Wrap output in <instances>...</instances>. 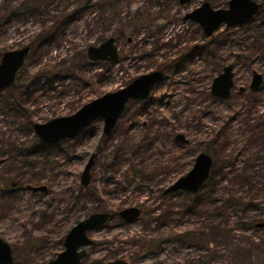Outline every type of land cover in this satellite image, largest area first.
<instances>
[{"label":"rangeland","instance_id":"obj_1","mask_svg":"<svg viewBox=\"0 0 264 264\" xmlns=\"http://www.w3.org/2000/svg\"><path fill=\"white\" fill-rule=\"evenodd\" d=\"M21 1L0 0V12L4 3L17 7ZM201 1L181 5L178 0H128L118 7V17L104 23L98 9H92L76 16L65 30L53 35V40L47 41V37L38 49L29 51L22 66L25 80L16 79L8 91L0 94V168L6 162L18 167V150L34 148L40 142L32 123L72 114L83 104L125 86L138 75L158 69L168 60L173 63L164 70L166 80L152 89L147 101L154 100L148 110L140 111L137 104L129 102V108H125L106 139L102 119L93 120L76 137L61 141L65 154L52 151L55 159L44 166L45 175L40 183L47 186L45 192H31L23 187L15 202L7 207L0 205V237L12 248L13 264H46L64 249L63 239L69 229L99 211L110 212L111 218L89 232L95 242L86 247L87 254L80 264H106L117 258L130 264H198L205 257L207 250L201 245L179 237L189 229L201 230L200 218L181 214L190 206L191 197L185 194L171 197L161 195V191L191 168L199 152H208L206 141L219 128L226 127L225 133L232 142H246L242 120L245 112H252V117L257 112L250 108L245 94H250L248 84L253 70L264 77V26L257 31L255 24L243 28L221 26L212 37L213 42L206 45L214 49L215 59L193 56V52L188 57L190 48L203 40L194 39L199 31L183 15ZM213 1L216 5L226 2ZM55 4L61 8L64 2L55 0ZM137 17L141 19L135 26ZM38 21L35 14L28 13L23 20L12 18L8 25H0V53L28 44L40 32ZM109 36L115 39L118 58L87 59L86 48ZM232 62L235 86L231 97L226 101L208 97L213 77L222 65ZM240 85L247 90L240 93ZM258 94L264 95V84ZM261 104L264 111V102ZM126 128L132 140L140 139L148 131H151L148 137L156 138L150 144L146 142L138 155L127 145L123 160L105 172L107 153L120 145L117 150H123L122 132ZM176 132L183 133L189 143L176 142L173 139ZM254 146L244 147L237 164L251 159L250 154L259 147ZM92 153L95 157L90 182L84 186L80 174ZM53 160L58 162L52 164ZM167 166L169 172H165ZM132 168L146 172L156 169L159 174L155 178L132 180ZM29 175L31 172L25 175L27 179ZM3 177L0 175V194L5 190ZM259 201L264 208L263 191ZM128 206L139 207L141 213L126 222L118 212ZM165 211L170 215L162 216ZM255 214L261 216L257 221L264 223V213L258 209L251 212ZM254 228H236L225 240L226 246L215 242V234L210 230L201 233L200 240L214 252L213 264H264V226ZM149 238L158 242L145 254L140 241Z\"/></svg>","mask_w":264,"mask_h":264},{"label":"trees","instance_id":"obj_2","mask_svg":"<svg viewBox=\"0 0 264 264\" xmlns=\"http://www.w3.org/2000/svg\"><path fill=\"white\" fill-rule=\"evenodd\" d=\"M57 1L58 3L64 2V5L61 8L55 7L57 5L55 4V0H22L17 7H12L10 4L4 3L2 12H0V25H8L12 18L23 20L27 17L28 13L35 14L39 18L38 23L41 25L40 32L36 33L35 38L30 40L26 45H29L30 50H36L40 47L39 43L41 41H44L47 37H49L47 41L53 40L55 38L53 35H57L59 32L65 30L69 23L74 21L76 16L86 14V12L92 9H98L97 11L100 12L101 21L104 23V20L111 21L118 17L120 11L118 7L123 2H128V0ZM51 5H54L55 9ZM140 19V17H137L133 25L136 26ZM23 74L24 70L21 68L19 73H17L16 79L19 78L24 81ZM245 95L249 99L250 108H253L254 112H257L258 115L252 117V112H245L246 116L242 121L244 123L243 134H247L245 137L246 142L244 144L238 141L232 142L230 135L225 133L224 128L226 127L214 131L209 141H207L210 148L206 150L213 157V165L208 179L196 195L191 196V194L180 191L169 194L171 197L176 194L190 196L191 204L185 207L181 211V214H187V216L193 215L201 219V230L199 232H194L189 229L179 235L181 239L189 243H197L203 249L207 250L205 257L201 261L199 260L198 264H213L215 255L208 244L200 240L201 233L204 234L207 230L212 231L215 234V242L226 246L227 243H225V240L228 239L230 234H233L232 232L236 228L255 229L256 224L260 222L257 220L261 216L257 214L251 215L252 211L259 209L261 213H264V208L261 206L262 201H259L261 191L264 193V111L261 110L264 95L253 92ZM149 104H152V102ZM149 104L141 102L139 105L144 110L140 109V111L148 110ZM122 134L124 137V151L122 149L117 150L121 148L122 145H120V147L115 148L117 151L112 149L110 153H107L105 172L110 170L114 164H118L123 160L127 145L129 146L127 149L131 150L134 155H138L147 146L146 142L150 144L156 138V136L152 139L148 137L151 134V131H148L140 139L136 141L135 139L132 140L127 135V128L123 130ZM104 138L106 139L107 137L104 135ZM257 144L259 147L254 153L250 154L251 159H244L241 164H237L236 160L244 153V147H248L249 145L256 146ZM61 145L62 142L55 144L39 142L34 148L21 147L18 150L20 155V162L16 164L18 167L13 166L10 162H6L0 168V175L5 176L1 180L2 188L5 190L4 193L0 194V199L2 200L0 201V205L7 207L10 203L15 202L17 193L26 184H40L45 175L44 166H48L51 159H55L52 151L55 150L58 154H65ZM55 162L58 161L53 160L52 164ZM131 171L130 176L132 180H145L150 177L155 178L159 174L156 172V169L146 172L141 168H132ZM28 172H31V175L27 179L25 175ZM92 193L94 194V191ZM168 213L169 211H165L162 213V216H169L170 214ZM45 215L46 212H44ZM232 227L234 228L231 229ZM194 234L197 235L194 236ZM218 237L221 238L217 239ZM156 242L158 240L154 238L141 239V251L145 254L148 253V251L156 247Z\"/></svg>","mask_w":264,"mask_h":264},{"label":"water","instance_id":"obj_3","mask_svg":"<svg viewBox=\"0 0 264 264\" xmlns=\"http://www.w3.org/2000/svg\"><path fill=\"white\" fill-rule=\"evenodd\" d=\"M183 1V0H180ZM259 4L253 0H229L227 9H214L208 2L189 12L185 17L198 22L206 36H209L222 23L227 26L240 24L252 18L257 12ZM30 51L29 45L19 49L7 50L0 56V94L9 89L16 80L17 73L22 68ZM86 57L91 61H115L118 58V48L112 36L107 37L98 45H90L86 48ZM233 64L223 67L221 73L213 78L210 93L214 97L227 99L234 86ZM163 70H153L138 75L125 86L111 92H107L91 101L83 104L74 113L52 118L46 122L31 124L37 139L44 144H55L65 139H71L79 135L93 120L100 118L103 121L102 133L110 135L117 120L123 114L130 100H144L148 98L151 90L157 82L164 79ZM262 82V74L253 70L250 88L257 90ZM242 89V87H241ZM177 139H183L182 134L176 135ZM92 153L80 174V183L88 186L90 182V169L94 162ZM213 165L212 157L207 153H199L192 167L183 175L167 185L161 195L170 192L182 191L191 195L196 194L208 179ZM27 188L37 192H45V184L31 185ZM141 213L137 206H128L118 212V215L126 222L133 221ZM111 218L110 212H93L79 220L66 233L63 239L64 249L56 257L46 264H80L81 259L87 254L86 247L93 245L94 240L89 232L103 225ZM257 227L264 226L258 222ZM0 264H13V254L10 244L0 237ZM41 264V263H32ZM106 264H130L127 260L117 258Z\"/></svg>","mask_w":264,"mask_h":264},{"label":"flooded vegetation","instance_id":"obj_4","mask_svg":"<svg viewBox=\"0 0 264 264\" xmlns=\"http://www.w3.org/2000/svg\"><path fill=\"white\" fill-rule=\"evenodd\" d=\"M192 0H183V1H180V0H178V2H179V4H181V5H183V4H187V3H190ZM228 1L229 0H226V2L222 5H216L215 3H214V1L212 0H202L201 1V3L198 5V6H196L195 8H193V9H191V10H189V11H187V12H185L184 13V15H183V19L184 20H187V21H190V22H192L195 26H196V28H197V30L199 31L198 32V36L197 35H195V37H194V39L195 40H203V41H205V39L206 38H208L205 42H201V43H197L196 45H194L195 47L193 48V46L190 48V50L188 51V53H187V56L188 57H191L193 54V56H206V57H210V59L211 58H214L215 59V56H214V54H215V51H214V49H210V48H208V46H206V45H208L207 44V42H213V39H212V37L214 36V34H215V32L221 27V26H227L225 23H222L215 31H213V33L211 34V35H209V36H206L205 34H204V32H203V29H202V27L199 25V23L198 22H196V21H194L193 19H191V18H188V17H185L189 12H191V11H193L194 9H196L197 7H200L204 2H208L209 4H210V6L212 7V8H214V9H227L228 8ZM253 1H255L257 4H259V8H258V10H257V12L256 13H254L253 14V16H252V18H250L248 21H246V22H244V23H240V24H234V25H231V26H227V27H234V26H239L240 28H243V26L244 25H248V26H252V24H255L256 25V27H255V30L257 31V29L258 28H261L262 26H264V0H253ZM213 2V3H212ZM218 4V3H217ZM169 5V4H168ZM222 6H224V7H222ZM129 41H130V39H128ZM218 41L217 40H215V43H217ZM214 43V44H215ZM218 45V44H217ZM221 45V44H220ZM220 45H218V46H220ZM192 52H193V54H192ZM171 63H173V60H168V61H166L164 64H162L158 69H155V70H163V72H164V74H165V69H168V68H170L171 66ZM228 64H233V74H234V63L232 62V63H228ZM228 64H224V65H222V67H221V70H220V72L219 73H221L222 72V70H223V67L224 66H226V65H228ZM216 66H218V64H215ZM153 71V70H152ZM256 71V70H255ZM258 72V71H257ZM218 73V74H219ZM259 73H261V72H259ZM217 74V75H218ZM262 74V73H261ZM216 75V76H217ZM215 76V77H216ZM166 78H167V76L165 75L164 76V79L162 80V81H160V82H157L156 84H155V86L154 87H156L157 85H159V84H161V83H163L165 80H166ZM214 78V77H213ZM233 79H234V75H233ZM251 79H252V72H251V77H250V81H249V84H248V90L252 93H258V91L261 89V87L263 86V84H264V77H263V74H262V82H261V84H260V86L258 87V89L257 90H252L251 88H250V83H251ZM133 80V79H132ZM213 80V79H212ZM212 80H211V83H212ZM129 83V82H128ZM211 83H210V85H209V88H208V93H207V96L208 97H211L212 99H215V100H223V101H226L227 99H229L230 97H231V95H232V90L234 89V86H235V81H234V86H233V88L231 89V93H230V96H229V98H227V99H221V98H218V97H214L213 95H211V93H210V86H211ZM153 87V88H154ZM241 87H242V89H241ZM247 90V88H245V86L244 85H240V86H238V91L241 93V92H244V91H246ZM152 91V90H151ZM150 94H151V92H150ZM150 96V95H149ZM149 96H148V98H146V99H144V100H130V102H133L134 104H137V108H139V109H141V110H144V108H142L139 104L143 101L145 104H149V103H151L153 100H151V101H147L148 99H149ZM129 104V102L127 103V105ZM126 105V108L129 106H127ZM150 105V104H149ZM140 106V107H139ZM125 111V110H124ZM121 117V116H120ZM182 134V138L183 139H177L176 138V135L177 134ZM106 136V135H105ZM173 139L176 141V142H178L180 145H185V144H188L189 143V140H188V138L187 137H185V135L183 134V133H181V132H176V133H174V135H173ZM207 141H209V139L207 140ZM207 141H206V143H207ZM208 145V144H207ZM202 152H204V151H202ZM202 152H199V153H202ZM198 153V154H199ZM204 153H207V154H209L211 157H212V155L209 153V152H204ZM197 154V155H198ZM197 155L195 156V158L197 157ZM195 158H194V160H195ZM212 159H213V157H212ZM194 160H193V163H194ZM193 165V164H192ZM192 167V166H191ZM167 168V171L169 172L170 171V167H166ZM167 171H165V172H167ZM186 173V172H185ZM24 188H26V189H28L27 188V184L25 185V186H23ZM22 187V188H23ZM21 188V189H22ZM48 189V188H47ZM28 190H30V189H28ZM31 192H34V191H32V190H30ZM180 192H182V191H180ZM170 193H173V192H170ZM170 193H167L166 195H169ZM185 193V192H184ZM120 217V216H119ZM121 218V217H120ZM13 263H14V260H13Z\"/></svg>","mask_w":264,"mask_h":264},{"label":"bare ground","instance_id":"obj_5","mask_svg":"<svg viewBox=\"0 0 264 264\" xmlns=\"http://www.w3.org/2000/svg\"><path fill=\"white\" fill-rule=\"evenodd\" d=\"M19 73V72H18ZM130 102V101H129ZM143 102V101H142ZM128 106V105H127ZM124 114V113H123ZM117 127V126H116ZM76 139V138H75Z\"/></svg>","mask_w":264,"mask_h":264}]
</instances>
